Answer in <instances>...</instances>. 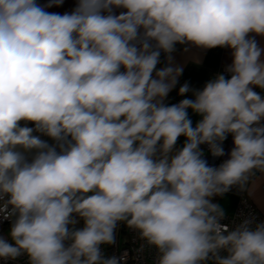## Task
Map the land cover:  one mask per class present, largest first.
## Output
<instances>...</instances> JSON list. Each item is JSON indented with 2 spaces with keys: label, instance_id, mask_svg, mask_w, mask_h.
Returning a JSON list of instances; mask_svg holds the SVG:
<instances>
[{
  "label": "clouds",
  "instance_id": "1",
  "mask_svg": "<svg viewBox=\"0 0 264 264\" xmlns=\"http://www.w3.org/2000/svg\"><path fill=\"white\" fill-rule=\"evenodd\" d=\"M0 0V260L122 264L105 256L118 225L155 249L154 264H264V220L229 227L213 197L256 198L264 174V0ZM124 11L115 13L114 9ZM228 47L202 89L176 44ZM161 53L167 61L161 63ZM201 118L193 125L188 110ZM31 124V126H29ZM210 166L200 145L213 157ZM185 138L177 147L178 139ZM82 227H75L79 221Z\"/></svg>",
  "mask_w": 264,
  "mask_h": 264
},
{
  "label": "crops",
  "instance_id": "2",
  "mask_svg": "<svg viewBox=\"0 0 264 264\" xmlns=\"http://www.w3.org/2000/svg\"><path fill=\"white\" fill-rule=\"evenodd\" d=\"M77 0H63V3L59 6L53 5L45 10L51 13L64 14L65 12H71L76 6ZM37 3L44 6L48 3V0H37ZM124 11L123 9H114L115 13ZM250 37H254L258 45L264 48V36H258L254 33L249 34ZM232 49L228 47H215V48H201L191 43L176 44L175 51L171 54L173 60L172 63L175 66L183 68V73L178 77V83L169 92L165 98L166 104L178 103L181 99L192 98V92L185 93L183 96L178 94V89L181 85L187 82L192 90L202 89L204 84L216 74L222 73L226 77L227 74L223 73L222 68L224 65H229L232 62L231 56ZM167 61L165 60L164 54L161 53V63L157 65L158 68L164 67ZM253 89L262 95L264 91L253 86ZM189 118L192 120L193 125L201 118L198 114L188 110ZM264 123V121H262ZM31 126V124H29ZM231 136L228 134L227 137ZM185 138L181 136L177 141V147L183 145ZM223 148H225V140L223 141ZM211 155V154H210ZM212 158L213 157L211 155ZM259 183V188L256 192V198L249 197L247 191H244L246 196L252 201L255 207L264 216V174L258 173L255 175ZM228 192L239 194L242 192L237 186H233ZM221 197V196H220Z\"/></svg>",
  "mask_w": 264,
  "mask_h": 264
},
{
  "label": "built area",
  "instance_id": "3",
  "mask_svg": "<svg viewBox=\"0 0 264 264\" xmlns=\"http://www.w3.org/2000/svg\"><path fill=\"white\" fill-rule=\"evenodd\" d=\"M226 65L223 66V73L229 75L225 72ZM232 136H229L225 140V156L212 158L211 153L208 151V146L206 144L200 145L201 149L204 150V158L207 160L210 166H218L224 159L227 158V153L232 148ZM257 172L256 174H258ZM255 174V175H256ZM220 196L213 197V200L219 199ZM254 215L257 221L264 220V216L255 207L252 201L246 196L245 192L239 193V198L235 206L234 212L231 215H226L221 221L223 224L228 225L230 228L234 227L236 223L243 217ZM9 223L8 220L0 217V235H3L1 231L4 224ZM83 221L80 220L75 227H82ZM144 244V241L140 240L137 233L129 229L126 225L124 226V232L120 233L119 228L116 232V243L115 244H105L101 245V249L105 256H121L122 254L126 256V259L122 264H154V258L156 251L155 249L145 246L143 251H137L140 245ZM0 264H28L26 256H20L16 260L4 261L0 260Z\"/></svg>",
  "mask_w": 264,
  "mask_h": 264
},
{
  "label": "rangeland",
  "instance_id": "4",
  "mask_svg": "<svg viewBox=\"0 0 264 264\" xmlns=\"http://www.w3.org/2000/svg\"><path fill=\"white\" fill-rule=\"evenodd\" d=\"M238 198L239 194L226 192L219 199L213 200V202L219 203L224 208L226 215H231L234 212ZM9 228L10 225H7L1 229V231H3V235L7 234Z\"/></svg>",
  "mask_w": 264,
  "mask_h": 264
},
{
  "label": "trees",
  "instance_id": "5",
  "mask_svg": "<svg viewBox=\"0 0 264 264\" xmlns=\"http://www.w3.org/2000/svg\"><path fill=\"white\" fill-rule=\"evenodd\" d=\"M7 225H10V223H6V224H4L3 225V227H5V226H7ZM124 226H125V224L123 223V222H121L119 225H118V228H119V232L120 233H123L124 232ZM2 227V228H3ZM3 232V231H2Z\"/></svg>",
  "mask_w": 264,
  "mask_h": 264
}]
</instances>
